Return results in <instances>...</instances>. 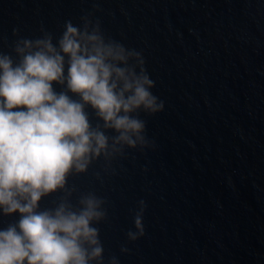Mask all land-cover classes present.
Masks as SVG:
<instances>
[{
  "label": "water",
  "instance_id": "water-1",
  "mask_svg": "<svg viewBox=\"0 0 264 264\" xmlns=\"http://www.w3.org/2000/svg\"><path fill=\"white\" fill-rule=\"evenodd\" d=\"M88 13L142 52L165 105L140 114L153 148L115 162L102 183L99 165L69 180L107 201L105 264H264V0H0V50L12 53L14 30L59 36ZM140 200L145 236L121 255Z\"/></svg>",
  "mask_w": 264,
  "mask_h": 264
},
{
  "label": "clouds",
  "instance_id": "clouds-1",
  "mask_svg": "<svg viewBox=\"0 0 264 264\" xmlns=\"http://www.w3.org/2000/svg\"><path fill=\"white\" fill-rule=\"evenodd\" d=\"M40 32L14 30L12 53L0 50V217L18 214L0 228V264H105L107 201L69 180L99 165L102 183L115 162L153 148L140 114L165 105L142 52L107 37L94 13L66 20L59 36ZM56 194L54 207L40 208ZM146 207L138 202L121 255L145 236Z\"/></svg>",
  "mask_w": 264,
  "mask_h": 264
}]
</instances>
